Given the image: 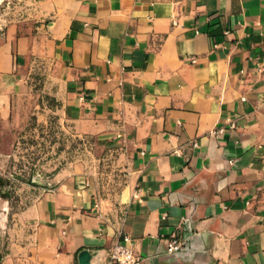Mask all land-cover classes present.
<instances>
[{
    "label": "crops",
    "instance_id": "1",
    "mask_svg": "<svg viewBox=\"0 0 264 264\" xmlns=\"http://www.w3.org/2000/svg\"><path fill=\"white\" fill-rule=\"evenodd\" d=\"M24 4L0 69L41 68L81 131L125 146L131 182L109 214L58 174L0 264H104L123 235L142 264H264V0Z\"/></svg>",
    "mask_w": 264,
    "mask_h": 264
},
{
    "label": "rangeland",
    "instance_id": "2",
    "mask_svg": "<svg viewBox=\"0 0 264 264\" xmlns=\"http://www.w3.org/2000/svg\"><path fill=\"white\" fill-rule=\"evenodd\" d=\"M24 5V0H0V46L7 26L25 16ZM23 32L25 23L19 24L18 34ZM16 59L15 67L0 69V96L10 99L8 115L0 118V256L18 237L21 211L52 188L58 174L86 178L97 206L109 214L131 182L125 146L101 132L81 131L43 70L25 67L23 56Z\"/></svg>",
    "mask_w": 264,
    "mask_h": 264
},
{
    "label": "built area",
    "instance_id": "3",
    "mask_svg": "<svg viewBox=\"0 0 264 264\" xmlns=\"http://www.w3.org/2000/svg\"><path fill=\"white\" fill-rule=\"evenodd\" d=\"M193 145H195V143H193ZM181 249L182 243L178 239L173 237L168 240L167 252L173 253ZM104 264H142V259L134 252L129 243V237L123 235L122 241L115 243L110 249L107 261Z\"/></svg>",
    "mask_w": 264,
    "mask_h": 264
},
{
    "label": "water",
    "instance_id": "4",
    "mask_svg": "<svg viewBox=\"0 0 264 264\" xmlns=\"http://www.w3.org/2000/svg\"><path fill=\"white\" fill-rule=\"evenodd\" d=\"M78 264H100L98 261H93V254L88 249H83L78 253Z\"/></svg>",
    "mask_w": 264,
    "mask_h": 264
}]
</instances>
